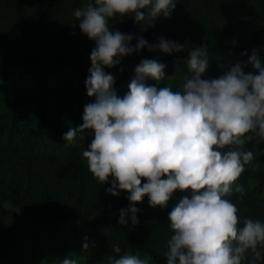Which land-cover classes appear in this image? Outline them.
I'll return each mask as SVG.
<instances>
[{
  "label": "trees",
  "instance_id": "16d2710c",
  "mask_svg": "<svg viewBox=\"0 0 264 264\" xmlns=\"http://www.w3.org/2000/svg\"><path fill=\"white\" fill-rule=\"evenodd\" d=\"M7 1L0 0V5ZM15 1L31 12L34 27L23 35L20 62L11 59L8 44L0 51V162L11 165L27 189L18 192L0 180V264H60L67 255L78 258L79 264H109L110 255L125 252L147 255L151 264H166L171 235L167 214L190 192L175 190L165 207L149 205L145 196L136 202L138 223L119 225V209L130 201L124 190L107 193L109 184L102 185L89 172L82 152L92 139L91 130L72 143L62 136L69 126L82 123L84 105L95 99L84 85L94 41L70 23L73 8L83 0ZM109 26L132 33L130 43L137 34L153 43L160 36L185 43L179 53L144 48L125 55L118 65L105 66L114 74V88L121 96L143 58L166 64L165 79L149 84L181 89L189 75L187 48L202 42L210 51L202 77H216L231 64L246 61L253 47L264 60V0H177L170 16L151 25L125 16L111 18ZM57 38L62 41L55 45ZM244 49L248 52L241 56ZM13 65L23 67L24 76H17L10 69ZM244 70L257 71L251 64ZM244 147L254 158L238 178L245 187L243 199L237 200L236 192L228 198L241 216L264 220V140L248 141ZM85 238L88 249L81 247ZM114 241L121 245L120 254L112 251ZM250 259L246 254L242 264Z\"/></svg>",
  "mask_w": 264,
  "mask_h": 264
},
{
  "label": "clouds",
  "instance_id": "9594fccd",
  "mask_svg": "<svg viewBox=\"0 0 264 264\" xmlns=\"http://www.w3.org/2000/svg\"><path fill=\"white\" fill-rule=\"evenodd\" d=\"M176 5L177 0H83L73 8L70 23L94 41L84 85L95 99L84 105L82 123L69 126L62 136L72 143L91 130L92 139L82 152L89 172L102 185L109 184L107 193L124 190L130 201L119 209V225L138 223L136 202L145 196L149 205L165 207L175 190L190 192L167 214L171 235L166 264H242L246 254L251 256L248 264H257L264 259V220L241 216L228 196L236 192L237 200L243 199L245 187L238 178L254 158L244 145L264 140L260 49L253 47L246 61L208 78L202 77L209 65L208 45L187 48L189 75L178 90L148 83L165 79L166 64L157 58H143L135 66L122 96L114 88V74L105 71V66L118 65L125 55L144 48L166 54L183 51L185 43L163 36L153 43L137 34L130 43L132 33L109 26L111 18L125 16L148 26L170 16ZM247 64L257 71H245ZM81 247H90L87 238ZM112 251L121 253L119 242L112 243ZM108 261L151 264V257L125 252L110 255ZM60 264L79 260L67 255Z\"/></svg>",
  "mask_w": 264,
  "mask_h": 264
},
{
  "label": "rangeland",
  "instance_id": "374dc122",
  "mask_svg": "<svg viewBox=\"0 0 264 264\" xmlns=\"http://www.w3.org/2000/svg\"><path fill=\"white\" fill-rule=\"evenodd\" d=\"M34 27V20L31 12L26 10L22 2L9 0L0 5V51L4 44H8L10 48V57L15 62H20L25 54L21 45V40L25 31ZM61 38L53 40L55 45L61 43ZM7 45V46H8ZM10 69L17 76H24L23 67L13 65ZM0 162V180L5 185H10L12 189L23 192L26 184L19 177L18 173L12 170L11 165H5Z\"/></svg>",
  "mask_w": 264,
  "mask_h": 264
}]
</instances>
